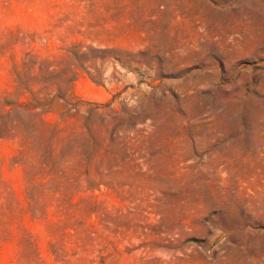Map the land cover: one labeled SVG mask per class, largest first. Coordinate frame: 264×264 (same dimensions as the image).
<instances>
[{"label": "rangeland", "instance_id": "rangeland-1", "mask_svg": "<svg viewBox=\"0 0 264 264\" xmlns=\"http://www.w3.org/2000/svg\"><path fill=\"white\" fill-rule=\"evenodd\" d=\"M0 264H264V0H0Z\"/></svg>", "mask_w": 264, "mask_h": 264}]
</instances>
